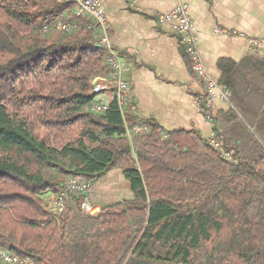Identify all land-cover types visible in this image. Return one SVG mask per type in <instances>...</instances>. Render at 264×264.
<instances>
[{"label":"trees","instance_id":"16d2710c","mask_svg":"<svg viewBox=\"0 0 264 264\" xmlns=\"http://www.w3.org/2000/svg\"><path fill=\"white\" fill-rule=\"evenodd\" d=\"M74 10L0 0V248L36 264H264V151L166 133L115 101L94 112L109 51L94 18L52 27ZM137 125L149 131L132 141ZM113 170L133 199L93 216L81 209L86 196L72 194L60 215L47 210L49 190Z\"/></svg>","mask_w":264,"mask_h":264},{"label":"crops","instance_id":"0c3cea01","mask_svg":"<svg viewBox=\"0 0 264 264\" xmlns=\"http://www.w3.org/2000/svg\"><path fill=\"white\" fill-rule=\"evenodd\" d=\"M97 1L110 46L130 83L128 113L156 122L166 133L185 130L209 142L215 138L233 153L264 151V0ZM181 3L190 7L206 71L232 92L231 103L217 101L210 122L197 104L196 73L180 34L158 19ZM62 193L61 187L53 188L42 199L47 203ZM87 197L102 207L131 200L133 193L123 172L113 170L94 183Z\"/></svg>","mask_w":264,"mask_h":264},{"label":"built area","instance_id":"2783aa9c","mask_svg":"<svg viewBox=\"0 0 264 264\" xmlns=\"http://www.w3.org/2000/svg\"><path fill=\"white\" fill-rule=\"evenodd\" d=\"M61 4H72L75 10L72 14H66L58 18L52 25L59 31L70 32L75 24L74 19L80 17L94 18L102 29V43L109 51L108 62L112 67L111 74L108 77H98L93 81V92L95 94L94 105L92 110L96 113H104L110 108V104L115 101L123 113L127 112L129 107V94L131 91L130 83L125 77V70L121 58L110 46L107 36L108 24L105 17L104 9L97 0H57ZM158 19L161 23L170 24L171 28L181 36L182 43L193 62V70L196 73L195 89L198 93L196 96L197 104L200 110L205 114L208 122L212 121L213 113L216 110V103L222 100L230 103L232 92L228 85L213 79L206 71L197 49V35L193 29V21L190 14V7L186 3H181L167 13H160ZM44 31H49L45 27ZM219 34L225 31L217 30ZM258 44L257 41H252ZM110 96L107 97L106 95ZM149 131L147 126L137 125L127 129V136L131 140L134 135ZM210 142L219 147V143L212 138ZM93 187V182L80 176L70 178L65 185L62 194L54 198L48 208L55 215H60L65 211L66 204L72 199V194L86 195ZM81 209L88 215H97L101 210L91 204L88 198H85L81 204ZM99 212H96V210ZM96 212V213H95ZM1 264H36L32 259L12 254L6 249L0 248Z\"/></svg>","mask_w":264,"mask_h":264},{"label":"rangeland","instance_id":"374dc122","mask_svg":"<svg viewBox=\"0 0 264 264\" xmlns=\"http://www.w3.org/2000/svg\"><path fill=\"white\" fill-rule=\"evenodd\" d=\"M88 18H90V17H88ZM106 96L109 97L110 95L107 94ZM230 101H231V100H230ZM230 103H231V102H230ZM134 136H136V135H134ZM134 136H133V139H134ZM133 139H131V140L133 141ZM119 178H120V177H119ZM98 180H99V179H98ZM93 186H94V184H93ZM92 188H93V187H92ZM92 188H91V189H92ZM119 190L122 191V190H124V188H123L122 186H119ZM85 196H86V198H88L87 195H85ZM55 198H56V197H55ZM123 199H124V198H123ZM51 201H52V200H51ZM51 201H50V202H47L46 204H47V205H50ZM89 201H90V200H89ZM90 202H91V201H90ZM91 204H92L93 206H95L97 209L100 208V210H101V206H100V205H97V204L95 205V204H93L92 202H91ZM46 208H47L48 211H50L49 208H48V206H47ZM97 209H95L96 212H99V210H97ZM50 212H51L52 214H54L52 211H50ZM96 212H95V213H96ZM54 215H55V214H54ZM0 264H1V263H0Z\"/></svg>","mask_w":264,"mask_h":264},{"label":"water","instance_id":"95a60500","mask_svg":"<svg viewBox=\"0 0 264 264\" xmlns=\"http://www.w3.org/2000/svg\"><path fill=\"white\" fill-rule=\"evenodd\" d=\"M87 194H88V193H87ZM87 194H86V195H87Z\"/></svg>","mask_w":264,"mask_h":264}]
</instances>
